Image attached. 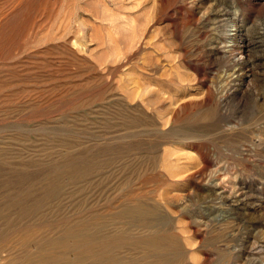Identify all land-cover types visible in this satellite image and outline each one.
Masks as SVG:
<instances>
[{"label":"rangeland","instance_id":"1","mask_svg":"<svg viewBox=\"0 0 264 264\" xmlns=\"http://www.w3.org/2000/svg\"><path fill=\"white\" fill-rule=\"evenodd\" d=\"M0 264H264V0H0Z\"/></svg>","mask_w":264,"mask_h":264},{"label":"bare ground","instance_id":"2","mask_svg":"<svg viewBox=\"0 0 264 264\" xmlns=\"http://www.w3.org/2000/svg\"><path fill=\"white\" fill-rule=\"evenodd\" d=\"M68 169V168H67ZM150 243V242H149ZM146 244V243H145ZM148 255V254H147Z\"/></svg>","mask_w":264,"mask_h":264}]
</instances>
